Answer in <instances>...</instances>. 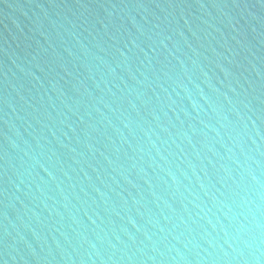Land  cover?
<instances>
[{"label": "water", "instance_id": "95a60500", "mask_svg": "<svg viewBox=\"0 0 264 264\" xmlns=\"http://www.w3.org/2000/svg\"><path fill=\"white\" fill-rule=\"evenodd\" d=\"M0 264H264V0H0Z\"/></svg>", "mask_w": 264, "mask_h": 264}]
</instances>
